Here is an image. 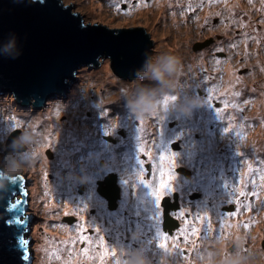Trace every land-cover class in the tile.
<instances>
[{
  "label": "rangeland",
  "instance_id": "obj_1",
  "mask_svg": "<svg viewBox=\"0 0 264 264\" xmlns=\"http://www.w3.org/2000/svg\"><path fill=\"white\" fill-rule=\"evenodd\" d=\"M256 1L198 0L193 4L194 0H62L64 5L79 4L78 10L86 14L90 23L150 27L154 45L148 71L134 80L117 78L108 60H104L100 68L79 70L82 86L70 91L68 100H50V106L38 111L20 108L12 96L0 97V166L8 175H17L20 170L27 181L33 179L28 215L40 213L42 219L33 223L34 264H63L55 260H61L59 254L64 246L65 256L80 260V244L72 247L71 255L68 246L72 239H78L77 234L85 225L77 222L70 226L61 219L69 216L63 210L68 201L66 184L84 180L82 176L73 179L70 172L93 168V153L85 157L82 152L86 137H116L118 132L135 140L143 137L146 142L143 144L153 153L149 160L163 163L165 169L167 161H159V152L165 148L172 151L181 139L196 141L194 137H199V141L184 146L185 158L177 155L176 168L183 160L187 167L196 166L199 173L196 164H218L221 155L226 156L230 159L227 168L233 172L226 182L227 201L236 200L234 189L242 173L238 165H243L244 171L247 162L254 168H264V127H261L264 72L260 71V65L264 64V3L256 4ZM213 18L219 20L214 29L209 20ZM218 35L223 40L204 51L193 50L195 43ZM216 54L225 56L216 57ZM172 55L179 58V63H173L171 72L164 71L162 61ZM208 92H211V106L207 103ZM235 92L241 95L236 97ZM245 100L248 104L242 103ZM226 103L227 111L218 119L216 109H223ZM233 104L244 110H233ZM46 114L55 124L64 125L68 121L71 125L64 132L54 126L49 134L42 123L47 120ZM228 116L236 117L231 125L227 124ZM71 126L72 133L67 131ZM15 130L20 131L25 152L5 154L6 140ZM42 137H68L71 148L68 158L59 155V149L51 143L45 150L48 144L43 143ZM203 137L220 141L207 146L211 153L201 149ZM244 139L249 140L244 142ZM220 165L226 168L224 162ZM256 174L257 186L253 189L248 184L243 191H255L258 195L245 196L242 207L246 210H241L245 217L240 214L234 218L246 220L250 233L255 234L254 226L261 228L264 237V188L260 187L261 173ZM236 178L237 181L232 180ZM177 184L176 179L171 182L173 191ZM50 247L53 250H46ZM258 255L255 262L264 264L260 250Z\"/></svg>",
  "mask_w": 264,
  "mask_h": 264
},
{
  "label": "flooded vegetation",
  "instance_id": "obj_2",
  "mask_svg": "<svg viewBox=\"0 0 264 264\" xmlns=\"http://www.w3.org/2000/svg\"><path fill=\"white\" fill-rule=\"evenodd\" d=\"M197 1L194 0L193 4ZM262 2L264 3V0ZM257 3L261 4V0H257ZM209 20L213 29L218 27V18ZM221 40L223 37L218 35L214 39L209 38L203 42H197L198 44L208 42L206 47L199 51H204L214 42ZM224 56L221 54L218 57ZM96 138H85L83 156L86 157L93 153L95 158L93 168L91 167L90 170L84 168L76 172L77 177L84 178L83 181L81 179L82 182L74 181L66 184L65 199L68 201L65 202V211L69 213L67 214L69 216L62 218L61 222L64 221L70 226L81 222L85 228L90 225L97 229L108 248L117 253L111 264H248L250 260L251 264H257L255 259L258 260L260 256L258 250L261 256H264L263 230L254 226L255 234L250 233L245 225L246 220L234 218L245 215L241 212V210L244 211L242 207L244 197L235 196L236 199L241 200L239 204L227 201L226 182L228 177H232L233 172L227 168L230 159L226 156L221 155L220 160L221 163H225L226 168L220 165L219 160L218 164L215 162L212 165L196 164L200 168L199 173H197L196 166L187 167L181 160V164L175 169L178 182L176 190L164 198L160 213H158L155 198L151 195L152 188H145L140 183L139 177L143 174L154 187L158 182L161 163L149 160L147 157H139L138 147L143 143L146 144L143 137H135V140L134 137H126L125 133L119 134L118 132L116 137ZM194 139L196 141L181 139L175 149L171 150L183 156L186 151L184 146L190 142L199 141V137H194ZM216 139L203 137L201 143L199 142L201 149L211 153V149H207V146L209 147L212 142H220ZM246 140L244 139V142ZM185 157L186 155L182 158ZM237 158L241 159L240 156ZM139 159H144V161ZM242 160L244 162V156ZM142 163L145 164L144 169L139 166ZM231 168L234 167L231 166ZM237 169L244 172L243 165H238ZM257 176L256 173L250 172L244 180L247 181L251 177L257 181ZM21 179L22 193L25 191L28 197L29 190L23 189L24 186L28 187V182L22 175ZM232 180L237 181V178ZM92 203L94 206L90 207ZM79 204L84 205L80 207L84 208L81 220L73 212H68L70 207ZM203 212H207L210 216L211 231H209L208 221L203 224L195 221L196 215ZM232 212H236L237 215L229 218ZM181 213L186 215L181 217ZM33 214L28 216L26 213L23 220L28 218V223H31L34 220ZM154 215L157 218H153ZM185 219L188 220V225L184 223ZM192 227L199 229L201 233L199 239L191 236ZM234 227L235 231H233ZM29 230L27 238L31 233V229ZM182 230L188 237L182 235ZM225 233L229 237L227 240L221 238ZM259 233L262 234L261 237ZM84 234L96 240V234L91 233L90 229ZM163 236L169 239V247L164 249L159 247ZM173 236L176 237L175 242L172 241ZM193 240H195V245L192 243ZM251 252L256 253L252 255ZM98 256L99 252L93 245L89 253L82 256V262L100 264ZM104 264H110V261L105 260Z\"/></svg>",
  "mask_w": 264,
  "mask_h": 264
},
{
  "label": "water",
  "instance_id": "obj_3",
  "mask_svg": "<svg viewBox=\"0 0 264 264\" xmlns=\"http://www.w3.org/2000/svg\"><path fill=\"white\" fill-rule=\"evenodd\" d=\"M78 5H64L62 0H0V97L12 96L20 108L38 111L50 106V100H68L70 91L82 86L83 67L100 68L108 60L111 72L127 81L148 71L154 45L150 27L90 23ZM207 43H195L193 50ZM19 134V130L10 133L5 154L25 151ZM21 175L25 177L20 170L8 175L0 166V264L35 262L33 223L42 219L35 213L32 224L23 220L33 179L25 180L27 197ZM21 238L29 242L27 247H20Z\"/></svg>",
  "mask_w": 264,
  "mask_h": 264
},
{
  "label": "snow or ice",
  "instance_id": "obj_4",
  "mask_svg": "<svg viewBox=\"0 0 264 264\" xmlns=\"http://www.w3.org/2000/svg\"><path fill=\"white\" fill-rule=\"evenodd\" d=\"M249 3H251V0H249ZM241 23H243V20H241ZM217 63H219V61H217ZM234 95L236 97H239L241 95V93L235 92ZM207 103L209 104V106L212 105L211 92L207 93ZM242 103L248 104V101L245 100ZM227 108H228V104L226 103L223 109H221L220 107H218L216 109V116L218 119H222V113L226 112ZM232 108L235 111H243L244 110V109L239 108L238 105H235V104L232 105ZM233 119H236V117H233V116L226 117L227 124L231 125V122L233 121ZM142 125L143 124L141 122V127H142ZM261 127H264V123H261ZM226 131H231V129L226 128ZM49 147H50V144L46 145L45 150H47ZM138 151L140 153L139 157H142V158H145V157L152 158L153 157L152 151L149 148L146 150L144 144H141L138 147ZM158 155H159V161L160 162L167 161V167L165 169V166L163 165V163H161V167H160L159 172H158L159 178H158V182L155 184V187H152V182H150L149 179H147L143 174L139 177V181L145 188H152L151 195L155 198L156 211L158 213H160L162 201L164 200V198L169 193H171L173 191L171 182L176 179L174 169L176 168V157H177L178 153L172 152L169 149L165 148L162 152H159ZM139 160L144 161V159H139ZM139 166L141 167V169L145 168L144 163L140 164ZM250 172L261 173L259 175L260 187L264 188V168H254L252 165L246 164L245 171L240 174L241 179L238 182V186L234 189L236 196L239 198H242L245 196L255 198L258 195L257 192H255V191H249L248 193H245L243 191V188L246 187L248 184H251L253 189L257 186L256 179L251 178V177L247 181H245L243 179V177L248 176ZM149 174H151V173H149ZM228 202L239 204V203H241V200L236 199V200H230ZM247 207H250V205ZM244 210H246V208ZM230 214L231 215L228 216L229 218L237 215L236 212H232ZM185 215H186L185 213H181V217H184ZM153 218H157V217L154 215ZM195 221L200 223V224H203L205 221H208L209 231L212 230L211 219H210V216L208 215L207 212L198 213L195 217ZM184 223H186L188 225V220L185 219ZM245 225H247V222H245ZM89 229H90L91 233L96 234V240H93L90 235L84 234L86 231H89ZM198 230H199L198 228L192 227L190 229L191 236L199 239L201 233ZM182 235H184V237H188L186 232H184V230H182ZM77 236H78V239H72L71 245L68 246L69 255H71L72 247H74V245L76 243H79L81 245V248H80V255L81 256L87 255L89 253L90 247L95 245L96 251L99 252V256L97 257V259L100 261V264H104L105 260L110 261V264H111L112 260H114V258L116 257V255H117L116 251L109 249L107 244L105 243V240L103 239V237H101L99 235L98 230L95 228H92L90 225L88 226V228H84L83 226H81V229H80L79 233L77 234ZM221 238L227 240L229 237L225 233V234H222ZM172 241L175 242L176 237L173 236ZM28 243L29 242L24 238H21L19 240V245L21 248L27 247ZM192 243H193V245H195V240H193ZM173 245H175V244H173ZM159 247L162 249L169 247V239L167 236L162 237V240L159 244ZM69 264H70V262H69Z\"/></svg>",
  "mask_w": 264,
  "mask_h": 264
},
{
  "label": "bare ground",
  "instance_id": "obj_5",
  "mask_svg": "<svg viewBox=\"0 0 264 264\" xmlns=\"http://www.w3.org/2000/svg\"><path fill=\"white\" fill-rule=\"evenodd\" d=\"M261 4H263L262 0H261ZM260 71L264 72V64L260 65ZM44 118H46L47 120L42 122L43 123V128H46V130H47V132H49V134L52 132L54 126H57L59 128L60 132H62V131L64 132L66 130V127L71 125V123H69L68 121L65 122L64 125L55 124V123H53L50 120L51 116L49 114H46L44 116ZM68 128L69 129H67V131H70L72 133L73 127L71 126V127H68ZM247 140H249V139H247ZM42 141H43V143H47V144L51 143V144H53L55 147H57L59 149V155L66 156L68 158V155H69L68 154V150L71 149L70 146L68 145L69 143H67L68 142V137H42ZM43 161L46 162V159H43ZM70 173H71L70 176L73 179L78 178L77 175H76V172H72L71 171ZM65 177H66V174H65ZM67 196H69V195L67 194ZM51 204H54V201H52ZM81 206L84 207V205H82V204H79L77 206H72V207H70L68 209V212H73L77 216V218L81 220L82 219V215L84 214V208L83 207L80 208ZM93 206H94V204L92 203L90 205V207H93ZM48 208H51V207H48ZM63 210H66V206L63 207ZM50 245H52V244H50ZM64 247L62 249V251H63L62 254H59V257L61 258V260H55V262H63V264H69V262L72 261L71 263L73 264V262L79 261L80 264H84L82 262V256H80V260L75 259V258L72 260L69 257L65 256L66 249ZM46 250L49 251V250H53V249H52V247H50V249H46Z\"/></svg>",
  "mask_w": 264,
  "mask_h": 264
},
{
  "label": "clouds",
  "instance_id": "obj_6",
  "mask_svg": "<svg viewBox=\"0 0 264 264\" xmlns=\"http://www.w3.org/2000/svg\"><path fill=\"white\" fill-rule=\"evenodd\" d=\"M173 63L177 64L179 63V58L175 55H172L170 57L164 58L162 61L161 67L164 71L171 72L173 70ZM154 72H157V69H153ZM159 75V73L157 72Z\"/></svg>",
  "mask_w": 264,
  "mask_h": 264
}]
</instances>
